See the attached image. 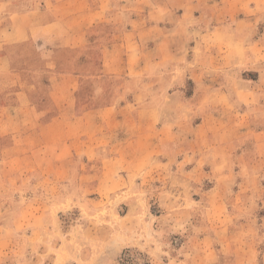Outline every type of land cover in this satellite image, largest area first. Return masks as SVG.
<instances>
[{
	"label": "crops",
	"instance_id": "crops-1",
	"mask_svg": "<svg viewBox=\"0 0 264 264\" xmlns=\"http://www.w3.org/2000/svg\"><path fill=\"white\" fill-rule=\"evenodd\" d=\"M258 7L240 0H0V151L11 152L4 173L23 172L6 166L34 152L62 172L78 142L87 156L99 142L101 162L137 172L151 158L142 143L157 136L155 99L166 103L182 79L193 89L185 97L175 90L181 103L214 100L230 108L220 101L226 90L231 109L259 114L254 133L264 138V32L255 34L264 9ZM186 46L190 55L181 52ZM241 62L256 75L225 88L220 72ZM110 134L120 148L114 155L103 145Z\"/></svg>",
	"mask_w": 264,
	"mask_h": 264
},
{
	"label": "rangeland",
	"instance_id": "rangeland-1",
	"mask_svg": "<svg viewBox=\"0 0 264 264\" xmlns=\"http://www.w3.org/2000/svg\"><path fill=\"white\" fill-rule=\"evenodd\" d=\"M240 1L264 9V0ZM260 21L256 36L264 32ZM181 52L191 54L187 46ZM250 68L241 62L223 69L218 82L229 89L254 77ZM192 89L182 79L166 103L157 96V136L142 143L151 158L135 173L101 162L99 142L89 156L76 143L59 173L40 152L6 166L23 172L4 173L11 152L0 151V264H264L259 114L231 109L226 90L220 99L230 104L226 109L214 100L186 105L174 93L191 96ZM108 138L103 145L117 154L116 136Z\"/></svg>",
	"mask_w": 264,
	"mask_h": 264
}]
</instances>
